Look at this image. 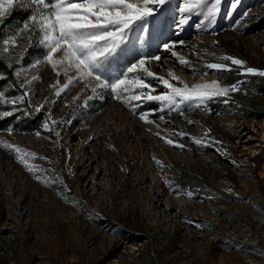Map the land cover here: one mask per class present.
I'll return each mask as SVG.
<instances>
[{"label": "rangeland", "instance_id": "1", "mask_svg": "<svg viewBox=\"0 0 264 264\" xmlns=\"http://www.w3.org/2000/svg\"><path fill=\"white\" fill-rule=\"evenodd\" d=\"M180 2L168 0L148 29L131 32L124 53L158 54L146 67L178 87L217 81L237 90L171 105V119L155 111L151 121L110 89L93 94L94 80H73L57 95L75 71L58 75L47 62L27 69L46 50L39 36L30 43L28 32L16 34L31 10L14 8L4 38L17 39L7 51L16 84L0 83V264H264V76L241 74L226 59L264 69V0H220L214 23L193 13L177 30ZM168 40L173 47H159ZM17 68L26 72L17 76ZM146 80L153 95L167 91ZM132 103H144L145 114L146 105L157 107ZM168 120L177 133L160 132ZM161 169L171 183H159Z\"/></svg>", "mask_w": 264, "mask_h": 264}, {"label": "snow or ice", "instance_id": "2", "mask_svg": "<svg viewBox=\"0 0 264 264\" xmlns=\"http://www.w3.org/2000/svg\"><path fill=\"white\" fill-rule=\"evenodd\" d=\"M167 3L168 0H0V23L17 6L31 10V14L23 20L22 28H17L15 32L17 35L21 32H28L30 43L33 36H39V44L46 50V54L42 55V60L38 58L33 63L28 64L27 69L47 62L58 75L61 72L67 75L70 70L75 71L74 76L69 75L64 84L56 87L57 95L68 88L73 80H94L93 94L103 89H110L114 98L128 102L135 111L138 104L132 103V101H159L162 105H175L177 107L184 101H195L197 105H202L212 98L227 95L229 91H236L235 85L221 87L217 81L195 84L191 87L187 85L178 87L146 67L147 61L160 59L158 54L152 56L138 54V58L132 57L129 60L124 53V48L127 47L125 41L129 40V34L141 26L148 29L147 21L149 18L159 19ZM219 3L220 0H215L209 6L207 0H183L179 3L181 15L179 21L175 23V28L180 30L183 25L189 22L193 13L202 12L205 21L214 23L219 11ZM233 7L236 5L233 4ZM205 8L206 11H204ZM154 13L155 16H153ZM244 15L247 16V13ZM159 23L162 26L163 21L159 20ZM2 44L4 46L3 51L7 52L9 45L17 44L16 36L9 35L2 40ZM174 44L175 41L168 40L160 44L159 47L167 50ZM122 55L125 56L124 61L120 59ZM226 59L234 65H239L241 74L264 76V69L246 66L242 59L232 56H228ZM180 62L187 63L184 58H181ZM121 63H125L126 66L113 73L112 69ZM208 67L217 70H231V65L227 63H211ZM141 71L145 78H141ZM21 72H26V69H16L17 76ZM147 77L157 80L164 85L167 91L153 95L156 86L148 83ZM0 78L4 77L0 76ZM32 79L34 80L36 77L34 76ZM29 83L30 81L26 78L20 87L24 88ZM145 89L148 90L147 93H145ZM3 95L4 93L0 92V97ZM103 98L101 96V99ZM20 99L21 97L17 96L11 103L15 105L16 101ZM4 102L9 103L7 100ZM228 102L227 100L224 101V103ZM40 107L42 106L37 105V110ZM15 110L14 107L13 111ZM11 114V112L3 113L5 116ZM140 115L141 118H146L144 112H140ZM44 127L47 128L48 125L45 124ZM8 131H12V129L9 128ZM179 135L183 136L185 133L181 132ZM207 142L201 139L195 140L197 144ZM167 143L175 144L176 142L169 139ZM6 146L15 149L18 153L17 159L29 167L30 171L35 170L34 166H29V161L25 158L22 149L14 144ZM178 146L184 147V145ZM217 151L219 150L217 149ZM31 155H35V153ZM35 178L40 180L41 176L37 175ZM165 182L171 183L167 179ZM227 191H232V189L229 188ZM185 194L189 197L193 196L191 191ZM176 195H181V192L176 191Z\"/></svg>", "mask_w": 264, "mask_h": 264}, {"label": "built area", "instance_id": "3", "mask_svg": "<svg viewBox=\"0 0 264 264\" xmlns=\"http://www.w3.org/2000/svg\"><path fill=\"white\" fill-rule=\"evenodd\" d=\"M144 106H145V104L144 103H139L138 104V107H137V109L134 111V112H138V113H140L141 111H143L145 108H144ZM155 106H157V107H154L155 108V111H157L161 116H163V114L164 115H166V117L168 118V119H171L170 117V115H167L166 114V112H169V111H174L172 108H171V106H168V105H162L161 104V102H159V101H157V103H155ZM146 107H147V114H146V118H142V119H147V120H149V121H151V118L152 117H154V116H152V115H149L150 113H152V114H154V112L155 111H152L154 108L151 106V105H146ZM159 115V116H160ZM170 116V117H169ZM160 132L161 133H163V135L164 134H175V133H177V131H176V127H175V125L173 124V122L172 121H170V120H168V123L167 124H165L164 126H162L161 128H160ZM162 171H157V173H156V177L158 176L159 177V183L160 184H163V185H165V182L163 181V177H164V175H165V170L164 169H161ZM97 176H96V173H95V175H94V179L96 178ZM101 177H99L98 179H97V181H95V183H98V182H100L101 181Z\"/></svg>", "mask_w": 264, "mask_h": 264}, {"label": "trees", "instance_id": "4", "mask_svg": "<svg viewBox=\"0 0 264 264\" xmlns=\"http://www.w3.org/2000/svg\"><path fill=\"white\" fill-rule=\"evenodd\" d=\"M12 12L10 13L9 16L4 18L3 22L0 23V76L4 78H0V83L2 82H8L12 85L16 84V77L14 75V70L16 67L15 62L13 61L12 63H9L8 58H7V52L3 51V44L2 40L5 37V33L7 31V26L11 22V16ZM11 65V67H9Z\"/></svg>", "mask_w": 264, "mask_h": 264}]
</instances>
